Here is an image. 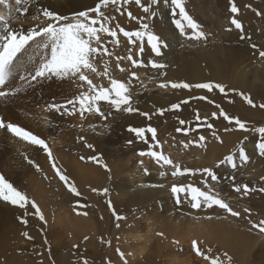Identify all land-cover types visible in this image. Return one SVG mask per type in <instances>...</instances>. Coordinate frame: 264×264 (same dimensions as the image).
Segmentation results:
<instances>
[{"label":"rangeland","instance_id":"obj_1","mask_svg":"<svg viewBox=\"0 0 264 264\" xmlns=\"http://www.w3.org/2000/svg\"><path fill=\"white\" fill-rule=\"evenodd\" d=\"M50 1L52 0L44 2L50 5ZM16 7L13 6V9L15 10ZM189 7L190 5L187 6V9L191 10ZM33 9L34 6L30 7L29 13L25 18L21 20L13 19L12 25L14 27L22 26L27 30L30 26L38 23L30 19ZM107 11L116 17L115 22L118 23L117 19L120 14L111 7ZM75 12L77 11L68 15L70 16ZM197 13L200 14L199 11ZM207 13L211 17L217 16L211 10ZM15 14L16 16L18 15L16 11L15 13L12 11L13 17H15ZM239 14L243 15L244 13ZM201 15L203 14L201 13ZM218 15L219 17L221 16L220 11ZM234 15H225V17H229V21L225 24L227 27L231 25L230 21ZM237 18H239V15ZM224 20H227V18H224ZM170 21L173 25L175 24L173 18ZM119 36L121 44L118 47L113 48L110 44L106 45L114 52L112 57L107 58L109 61L108 67L112 78L127 83L131 79V72H136V68H132L127 60L121 61L120 64L126 71L121 72L116 67L115 56H126L129 47L126 43V38L122 34H119ZM258 38L252 39V42L257 44L258 41L257 45L264 50V42L260 43L264 41V38L261 41ZM185 41L188 42V40ZM181 45H183V42ZM174 46H176L175 43L171 44L170 52L176 50ZM248 46L250 51L249 60L247 59L246 63H243L242 66L240 65L238 71H236L239 73L242 71V67L249 66L251 71L249 74L250 78L254 80L258 76L259 80H256L257 82L254 81L259 88H256L257 91L254 95L247 89L240 90V88L233 87L235 92L231 93L234 95L232 99H236V101L232 100V108L234 109H238V100L242 103L246 102L243 97L236 94L240 91L252 98L257 105L264 103V82L263 79L260 80V76H264V60H260L258 52L252 49L250 45ZM185 50V53H187L192 49L186 48ZM193 50L196 53H202V49L199 47H195ZM144 54L141 57L134 52V58L141 59ZM41 59V51L30 48L19 59L10 85L19 87L21 84L19 77L27 75L39 64ZM145 64H148L147 60ZM164 64L168 65V67L165 68V71L163 70L161 79L160 77L154 79L155 77L153 76V81L150 80V83H148L149 81H144V77L132 81V85L138 81L141 84L140 88L152 85V83L169 84L166 91L165 88H160L159 86L149 87L148 89L147 87L139 89L138 86V88L136 87L138 90L133 91L132 89V104H143L145 113H148L152 120L154 114L149 112V104L145 105L142 103L143 96H155L163 93L166 97L170 96L166 100L172 101L173 97H179L177 92L183 91V89H172L170 84L186 82L177 78L176 73L174 75L169 73L173 72V66L176 68L177 65L173 63V60L164 62ZM97 69L98 71L104 70V64L99 58L97 59ZM89 76L94 83L102 84L105 87L109 86L106 77H97L93 73H89ZM168 77H170V80L166 82ZM229 77L230 79L228 80H231V76ZM50 81H42L34 87L25 86L15 96L0 99V118L5 123L19 125L38 137L45 139L48 144L50 141V138L46 136L48 122L44 124L43 117L46 116L47 119H50L51 116H56L57 113L46 111V106L52 103H65L68 99H72L74 96L79 95L81 91L86 90V86L81 89L73 81L60 80L58 91L53 93ZM228 83L225 82L224 84L227 85ZM5 90H7V86ZM45 99L47 100L46 104L44 103ZM248 107H250V110H257L256 112H258L251 117L252 122H248V126L250 128L264 127V109L259 107L252 108L250 105ZM101 109L106 113L112 112L113 114L109 116L107 121L101 119V125L96 122L97 118L100 119L98 115L85 114V125L82 127V131L76 134L74 138L76 146L70 149L69 153L65 152L67 161L60 160L56 153L53 154L57 166L61 168L62 172L69 177L70 182H73L81 193L78 197L70 194L63 182L55 176L51 167L52 162L44 150L20 140L7 132V130L0 129V175H3L14 187L24 191L31 199H34L41 207L47 221V223L40 221L38 217L31 214L33 210L29 208V215L25 217L29 222L24 225L19 219L23 215V210L7 202L0 201V264H83L84 260H87L88 264H123V260H121L116 251L117 248L125 254L124 258L128 264H167L169 260H173V264L176 261L183 264H210V260H205L195 254L192 248L193 240L197 241L198 246L205 255L212 259L218 258L222 261V264H264V234L260 233L258 228H252L248 223L251 221L253 224H258L259 221L264 220V201H262L264 200V193L255 192L243 197L233 190V184L246 183L250 188L264 186V157L259 155L255 147L259 140L258 134L244 133L242 131L225 132L224 127L227 122L223 121V119L220 122L213 123L214 129L222 140L224 137L230 136L233 141L232 145L227 147H223L225 144L215 146L217 150L225 152L220 159L234 152L240 146V140L245 136L248 137L244 141V147L250 157L246 166L236 173L228 165L214 169L219 177L217 190L220 197L225 199L230 206H233L234 210L241 212V217L234 218L215 206L214 209L202 207L197 210L190 208L186 202L181 205L175 204L174 197L170 192V188L174 183L193 184L200 187L201 190H206L200 183L198 175L197 177H192L186 173L183 177H172L170 169L166 166L165 169L169 171L172 183L165 191L152 192L140 189L137 184L138 179L142 178V182L145 183L155 175V168L159 167V165L155 164L153 158L149 156L141 157L137 154L140 151L149 150V146L144 143L141 144V147L124 148L125 154L118 153L121 155L118 158L113 157L114 150L120 149L121 146L114 147L111 150L113 151V156H110L107 162L103 161L99 156L101 152L97 149L96 139L101 133H106L107 135L112 133L111 122L113 116L121 113L123 115V112H114L111 106L103 102L101 103ZM207 113V110L205 112L200 111V115H205L204 117H207ZM237 113L233 114L241 119V115ZM63 117L68 120L73 115H64ZM147 118L145 121L150 123L148 126L155 127V124L152 125V120ZM207 120L208 118H205V120L202 118L200 121L196 119L195 122L198 126L188 131L187 135L183 131H168L165 128L166 123L159 125L158 128L155 127L157 129V140L160 141L161 147L155 146V142L151 141L150 133H148L149 141L154 145L151 150L162 151L163 154L168 155L179 163L182 170L184 168L214 167L220 159L211 161L214 157L213 144L217 141L212 137V130L207 128V124L202 123ZM107 124L110 125L107 129L102 127V125ZM92 125L96 126L95 131L92 130ZM186 127L183 125L181 128L187 129ZM128 128L124 127V130L119 134L120 142H124L123 146H129L127 142L133 139L134 136V133H130ZM198 134L205 135L204 143L206 147L200 148L194 142L198 139ZM78 137H84L87 142L93 144L95 151L84 147V141L79 140ZM189 141L193 142L188 148H185L184 144L189 143ZM107 152L111 154L110 151ZM25 155L33 160L36 165H39L41 171H37L33 165L28 164ZM93 155L100 157L111 171H105L99 164L85 163L79 159L80 156L88 157ZM68 157H70L69 160ZM141 160L144 161L143 167L149 169L148 175L143 174V167L140 164ZM75 164L76 166L77 164L85 166L88 170L81 172ZM233 174L236 175L234 182L231 180ZM39 183L45 186L44 190H39ZM104 188L108 189L106 196L103 195ZM92 189H97L98 191L93 192ZM108 200H111L117 214L126 217L125 220L119 221L121 225L119 228L115 227L117 221L112 215V210L108 207ZM78 203L84 204L86 207L79 208L76 206ZM60 207L66 208L77 217L81 225L74 227L77 232L66 229L61 230L63 228H60L57 224ZM245 208L250 210V214L243 211ZM77 212H87L88 214L86 216L78 215ZM208 217H211V219ZM200 221H203L204 226H206L205 233L201 238H186L177 232L179 228L185 229L188 224L194 225ZM222 228L225 230L222 231ZM25 231L33 239L29 240L24 237L22 233ZM135 236H141L142 239L133 240ZM85 237H88V239L85 240ZM140 248H146V251L144 254L137 256L136 253ZM209 249H211L210 252L208 251ZM228 257L231 258L230 261Z\"/></svg>","mask_w":264,"mask_h":264},{"label":"snow or ice","instance_id":"obj_2","mask_svg":"<svg viewBox=\"0 0 264 264\" xmlns=\"http://www.w3.org/2000/svg\"><path fill=\"white\" fill-rule=\"evenodd\" d=\"M13 2L17 6L15 11L18 13L16 17L12 16ZM39 3V0H36ZM134 3L135 6L140 8L144 15L137 17L133 15L131 11L126 10V6ZM161 5L167 7L170 10L171 16L174 18L176 28L179 30L181 36L186 37L189 41L196 40H207V35L201 29V26L188 14L185 9L183 0H98L94 7L77 11L71 16L63 15L55 10H51L48 7L40 6L33 9L30 19L37 21L34 26H30L25 30L22 26L14 27L12 20H21L27 16L30 7H32V0H0V6L6 9L5 13H0V99H7L15 96L17 93L23 90L25 86H32L41 83L45 80H52L53 78L59 80H70L77 84L81 89L79 95L74 96L72 99H68L65 103L57 104L52 103L46 106V111H54L55 113L64 115H75L77 111L81 120L85 118V114H96L102 120L107 121L112 112H105L101 109V103L107 104L112 107L114 112L134 113L139 112V109L134 108L132 105V81L139 80L137 72H131V79L127 83L124 81L112 78L109 70L110 58L114 55V52L107 47L110 44L114 47H118L121 44L119 34H122L126 38V43L129 45L127 49V55L115 56V64L119 71L124 72L126 69L121 67V61L127 60L130 62L132 68H142L150 66L152 69H164L167 67L166 64L158 63L154 59L150 60L148 64H145L143 59H135L134 52L136 55L141 56L145 52V42L150 47L151 52L156 56H162V49H167L170 45L169 42L162 38L151 29V21L155 19L161 10ZM230 11L235 14L230 21V24L234 26L240 33V39L245 40L249 43L250 47L258 52V56L261 60H264V50H262L256 43L252 42L251 37H248L244 33V27L242 22L237 18L240 13V8L237 7L235 0H230ZM114 9L121 16L127 15V18L132 21H136L139 27L137 30H125L116 23V17L107 10L109 8ZM249 7H251L249 5ZM255 11V10H253ZM256 15H261L260 12H256ZM178 19H175L176 17ZM188 30H191L190 32ZM230 27L227 31H232ZM107 38V39H105ZM30 48H35L41 51L42 59L39 64L32 69L27 75L20 76L19 79L21 84L19 87H12L10 81L14 78L13 73L16 70L19 59L27 53ZM100 59L104 64V70L98 71L97 59ZM89 73L95 74L97 77H106L108 79V85L105 87L102 84L93 82L90 78ZM166 75V73H165ZM7 86V90H5ZM160 88H167L169 84L161 83ZM172 89H206L209 93L213 92L214 89H218L219 93L227 96L229 93L226 91V87L220 83H197L189 84L186 82L171 83ZM231 91H235L234 89ZM237 95L244 98L248 105L252 108L259 107L264 109V103L257 105L253 99L246 96L243 92L236 93ZM198 99H207L205 96H199ZM183 103L187 104L185 100ZM209 103H212L209 100ZM180 104H173L172 110L180 109ZM218 109L219 117H222L223 121H226L224 131H242L244 133H253L259 135L258 143L255 145L259 155L264 157V127H252L250 128L246 121H242L238 117L230 116L219 104H216ZM159 114L164 115L166 109H159ZM141 116H146L149 119L151 117L148 113L140 112ZM211 117H217V112L211 113ZM47 119V118H45ZM197 121L201 120V117L197 115ZM181 126L186 124L184 119L179 120ZM81 127H83L81 125ZM104 128L110 127V125H102ZM207 128L211 129L212 137L219 143L224 141L218 135L214 129L212 123H207ZM0 129L7 130L13 136L18 137L20 140L25 141L31 145L38 146L40 149L47 153L49 160L52 162L51 167L54 170V174L58 179L63 182L68 192L73 196H80L81 193L78 191L76 185L70 182L69 177L62 172L61 168L57 166L52 150L45 139L38 137L32 132L22 128L19 125L13 123H5L0 118ZM96 126L92 125V130L95 131ZM128 131L134 133L135 137L142 141L144 144L149 146L148 151H140L137 154L141 157L149 156L154 159L155 164L159 165L160 169L166 166L170 169L172 177L185 176L186 173L192 177L199 178L200 183L206 190H201L200 187L194 186L193 184H172L170 192L174 197L175 204L181 205L187 203L192 209H201L202 207L208 209H214L218 207L224 212L230 214L234 218L241 217V212L234 210L233 206H230L225 199L221 198L217 190L219 177L214 169H218L223 165L231 167L234 173L239 172L240 169L246 166L250 160L249 155L244 147V141L248 139L245 136L240 140V146L231 154L220 159L214 167H204L198 169H181L179 163L175 162L168 155L163 154L162 151L151 150L154 146L150 143L148 133H150V139L155 142L156 147H161L160 141L157 140V129L152 126L145 127H129ZM177 132H184L187 135L191 129H185L181 127L176 128ZM79 140L84 141L83 146L95 151L94 145L87 142L84 137H78ZM205 135L198 134V139L194 142L200 148L206 147L204 141ZM193 141L185 143L184 147L188 148ZM128 145L133 143L129 140ZM25 159L28 164L33 165L37 171H41L39 165L25 155ZM79 159L85 163L92 162L102 166L105 171L110 172L111 169L106 163L102 161L100 157L93 156H80ZM143 167L144 161H140ZM143 174L148 175L149 169L143 167ZM166 173L160 171V175L163 177ZM210 178V179H209ZM47 179V177H45ZM231 180H236V175L231 176ZM216 182V183H213ZM145 185H141L144 187ZM151 187L164 188V184L151 185ZM233 190L240 196L247 197L255 192L264 193V186L259 188H250L248 184H233ZM93 192H97V189H92ZM108 194V189H103V195ZM0 201L7 202L12 206H16L23 210V215L19 218L20 222L24 225L28 224V220L25 218L29 215V208H31L32 215L38 217V219L44 223H47L45 216L41 210L39 204L31 199L27 193L17 189L13 184L9 183L3 175H0ZM108 207L112 210V215L117 221L115 227L119 228L121 225L119 221L125 220L126 217L117 214L111 200L107 201ZM79 208H84L86 205L77 204ZM245 213L250 214V210L245 208ZM78 215H87V212H77ZM211 219V217H208ZM252 228H258L259 232L264 234V220L259 221L258 224H253L251 221L248 222ZM22 235L27 239L31 240L33 237L29 235L27 231L23 232ZM85 240L88 237L84 238ZM47 243V241H45ZM192 248L197 256H201L205 260H210V264H222V261L212 259L198 246L196 240L192 241ZM123 264H128L124 258L125 254L119 249H116ZM209 252L211 249L208 250ZM50 254V252H49ZM227 255V254H225ZM229 261L231 260L228 257ZM83 264H88L87 260H84Z\"/></svg>","mask_w":264,"mask_h":264},{"label":"bare ground","instance_id":"obj_3","mask_svg":"<svg viewBox=\"0 0 264 264\" xmlns=\"http://www.w3.org/2000/svg\"><path fill=\"white\" fill-rule=\"evenodd\" d=\"M44 1L46 0H39V3L37 4L36 0H32V6H34V8L45 6L63 15H68L73 13L74 11L82 10L87 7H92L98 2V0H56V1L52 0L50 1V5H49V3H45ZM183 3L186 9L187 6L190 5L189 8H191V10L187 9L186 11L201 26V29L207 35V40L189 41L188 39H186V37L181 36L175 24L173 25V23L170 21L173 18L170 14V10L167 7L161 5L160 14L151 21L150 26L155 33L161 35L162 38L166 39L169 42L170 46L167 49H162L163 52L162 56L156 57L151 52L150 47L145 42V52H144L145 54L144 57L141 59L143 60L145 59V61L147 60L148 62L154 59L156 62L163 64L164 62L173 60V63L174 64L176 63L177 65L176 68L175 66H173L172 68L173 72H169V73L172 75L176 73L177 78L181 79L182 81L184 80L189 84L194 85L197 83H207V82L224 84L225 82L226 83L229 82L227 85L224 84V86L226 87V91L229 94L225 96L224 94L219 93L218 89H214L213 92L209 93L206 89L193 88L191 90L183 89V91L181 90L178 91L177 94L179 95V97H173V98L171 97L172 101L166 100L170 96L166 97L164 96L165 94L163 95V93H160L159 95L157 94L155 96H148V95L143 96V100H141L142 103H144L145 105L149 104L150 105L149 112H152V114H154L153 120L151 119L152 125L155 124V127L158 128L159 125L166 123L165 128L168 129V131H173L176 130L177 127H182L179 124V120L184 119L186 121L185 124V126H187L186 128L192 129L195 126H198V124L195 122L197 115H199L201 119L203 118L204 120L205 118H208L207 121L202 122L204 124L207 123L213 124L216 122H220L222 121V117H219L218 115L217 112L218 109L216 108V104H219L230 116L236 117L233 113L238 112L241 115L240 117L242 120L244 119V121H246L247 123L252 122L251 117H253L258 112H256L257 110H250V107H248L249 105L247 104V102L242 103L241 101L239 102L238 100L237 101L238 109L232 108L233 106L232 100L236 101L235 98L232 99L234 95L231 93L235 92V91L234 92L231 91L233 90V87L240 88V90L247 89L248 91H251L255 95V92L257 91L256 88H259L256 85L255 81L256 80L258 81L259 79L257 76L256 77L257 79H254L255 81L251 80L249 75L251 71L249 69V66L247 65L245 67H242L241 72L239 73L237 72L240 65L242 66L243 63H246L247 59L249 60L248 57L250 51H249V46L247 47L249 43L245 40L240 39L239 31L236 30L232 25L228 27L227 25H225L226 22L229 21V17H225V15L232 14L230 11V7H231L230 0H183ZM235 3L237 7L240 8V13H244L243 15L239 14L238 19L243 24L245 35L251 37V40L259 37L258 39H260L261 41L262 38H264V0H235ZM249 5L251 7H249ZM13 6H15L14 2H13ZM126 10L131 11L133 15H136L137 17L144 15L142 10L137 6H135L134 3L127 5ZM210 10L213 11L217 16L211 17L207 13ZM197 11H199L200 14H198ZM219 11L221 13L220 17L218 15ZM5 12L6 9H4L3 6H0V13H5ZM13 12L15 13L14 9ZM256 12H260L261 15H256ZM201 13L203 15H201ZM178 18L179 17L177 16L175 19ZM224 18H227V20L223 21ZM117 21L120 24V26L123 27L125 30L134 31L137 30V28L139 27L137 22L129 20L126 14L123 16L120 15ZM230 27L233 30L227 31V29ZM188 31L190 32L191 30ZM185 40H188V42H186ZM182 42L183 45H181ZM263 42L264 41L260 43ZM173 43L176 44V46H174V49L176 50L170 52L171 50L170 47L171 44ZM184 43L187 45H185ZM195 47L201 48L202 53H196L193 50ZM186 48L192 50L185 53ZM163 70L165 71V68L152 69L150 66L136 68V72L139 75V78L144 77L145 78L144 81H149L148 83L153 81V76L155 77L154 79H157L158 77H160L161 79V74H163L164 72ZM234 74L236 75L234 76ZM229 76H231V80H228L230 79ZM262 79L264 82V76H260V80ZM169 80L170 77L167 78L166 82H168ZM59 81H60L59 79H55V78H53L50 81V86L53 89L52 90L53 93L58 91ZM160 84L161 83L159 84L152 83V85L150 84L149 86H143L142 88L147 87L148 89L149 87H156L159 86ZM138 86L139 89H142L140 88L141 84L138 81L134 82L132 85L133 91L138 90L136 89V87L138 88ZM199 96H205L207 97V99H203V100L198 99L197 97ZM185 100L188 101L187 104L183 103V101ZM209 100H211L212 103H209ZM44 103L45 104L47 103L46 99L44 100ZM173 104H180L181 105L180 109L172 110L171 106ZM132 105L134 108L139 109V112H134L131 114L123 112V115L121 113L113 116V120L111 122L112 133H110L109 135H107L106 133H101L98 136V139H96L98 146L97 149L101 152L99 156L103 159V161L107 162L109 157L113 156V151L111 150L114 147L121 146L120 149L114 150L113 157L118 158L121 156L118 153L125 154L124 148L133 149L142 146L141 144H143V142L139 141L135 137V135L133 136V139H131L133 143L129 146H123L124 142L121 143L119 138V134L121 131L124 130L123 129L124 127L147 128L148 124H150L147 121H145L146 116L140 115V112H145L143 104L134 103ZM234 107L236 106L234 105ZM159 109H166L163 116L159 114L158 112ZM205 110L208 111V113L206 114L207 117H204L205 115H200V111L205 112ZM213 112H217V117L214 118L211 117V113ZM45 118L47 117L46 116L43 117V122L44 124L48 122L46 136L50 138L49 146L52 150V153L53 154L56 153L57 157L60 160L67 161V157H66L67 154H65V152L69 153V150L76 146L74 138L76 134L82 131L81 125L82 126L85 125L84 119L81 120L79 116V112L73 115V117H70L68 120H66L63 116L59 114H56V116H51L50 119H45ZM96 120H97L96 121L97 124L101 125L102 123L101 118L100 119L97 118ZM223 141L224 142L222 144L219 143L218 141L213 144L214 157L211 159V161H215L222 158L225 153L217 150L215 148L216 145L225 144L223 145V147H227L229 145H232L233 143L232 138L230 136L224 137ZM107 151H110L111 154H109ZM69 158L70 157H68V160ZM76 167H78L77 169L81 172H86L88 170L85 166H81L78 164ZM160 171H163L166 174L162 177L160 175ZM154 172L155 175H153V177L150 180L146 181L145 183L142 182L143 180L142 178L138 179L137 184L139 185L140 189L149 190L152 192H162L165 191L171 185L172 178L169 176V171L167 169L165 168L160 169L159 167H157L155 168ZM156 184H164L165 187L164 188L151 187V185H156ZM141 185H145V186L141 187ZM44 189L45 186L39 183V190L42 191ZM57 224L59 225L60 228H63L61 230L66 229L68 231H73V232H77L75 231L76 229H74V227L81 226L80 223L78 222L77 217H75V215H73L71 211L63 207L59 208V213L57 216ZM205 230H206V226H204L203 221H200V222H196V224L194 225L188 224L185 229L179 228L177 232L181 233L182 236L186 238H192V237L201 238L203 237ZM221 230L224 231L225 229L222 228ZM141 239H142L141 236L133 237V240H141ZM145 251L146 248H140L139 251L136 253V255L138 256L140 254H144ZM172 262L173 260H169L167 264L169 263L173 264ZM176 263L183 264L182 262H177V261Z\"/></svg>","mask_w":264,"mask_h":264}]
</instances>
